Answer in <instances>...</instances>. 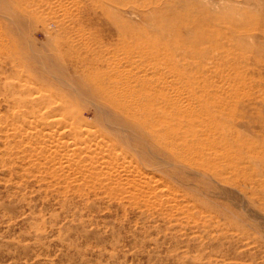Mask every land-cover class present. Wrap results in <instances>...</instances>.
<instances>
[{
	"label": "rangeland",
	"instance_id": "obj_1",
	"mask_svg": "<svg viewBox=\"0 0 264 264\" xmlns=\"http://www.w3.org/2000/svg\"><path fill=\"white\" fill-rule=\"evenodd\" d=\"M12 1L0 264H264V0Z\"/></svg>",
	"mask_w": 264,
	"mask_h": 264
},
{
	"label": "bare ground",
	"instance_id": "obj_2",
	"mask_svg": "<svg viewBox=\"0 0 264 264\" xmlns=\"http://www.w3.org/2000/svg\"><path fill=\"white\" fill-rule=\"evenodd\" d=\"M22 2V1H21ZM16 3L17 2H14V1H12V0H2V2H0V17H3V18H6V19H10V20H12V21H14V23H15V25L19 28V27H23L24 26V22H25V20H24V17L17 11V9H16ZM25 7V6H24ZM27 8V7H26ZM22 12V11H21ZM33 15V13L31 14V16ZM29 16V15H28ZM30 17V16H29ZM33 17V16H32ZM31 18V17H30ZM33 19V18H32ZM31 19V20H32ZM2 24V23H1ZM4 25V24H3ZM19 31V30H18ZM1 33H7V35H10V36H15L16 37V39L19 41L21 38L19 37V35H18V32H17V30H16V28L15 27H11V26H6V27H1L0 26V34ZM1 37H0V46H1V50H8V51H11V50H9V49H12V45H11V43L8 41V40H6V38L3 36V35H0ZM5 38V39H4ZM21 42H22V39H21ZM8 53V52H7ZM10 57V56H9ZM12 58V57H11ZM7 59V58H6ZM16 59V58H15ZM12 61V60H11ZM118 64V63H117ZM18 68V67H17ZM120 70V69H119ZM114 71V70H113ZM119 74H121V73H119ZM123 76H124V74H123ZM122 76V77H123ZM8 77V76H7ZM125 78H127V75H126V77ZM95 79V78H94ZM124 79V78H123ZM102 81V80H101ZM138 81V80H137ZM136 81V82H137ZM134 83V82H133ZM138 83V82H137ZM102 84V83H101ZM138 84H140V83H138ZM83 85V84H82ZM89 85H90V83H89ZM100 85V84H99ZM102 85H105V84H102ZM165 86V85H164ZM19 87V86H18ZM84 87V86H83ZM92 87V86H91ZM113 87V86H112ZM117 87H119V86H117ZM23 89V87H21L20 86V89ZM106 88V87H105ZM111 88V87H110ZM162 88V87H161ZM36 90H37V88H35ZM97 90H100L99 92H100V96L101 97H106V96H108V97H114V98H118L117 96L119 95V94H121L119 91H121L122 89H118V92L116 91V93L114 92H112L111 90H113L114 91V89L112 88V89H110L109 91H111V92H109L108 90H106V89H104L103 87H101V85H100V87H99V89L98 88H96ZM126 89V88H125ZM125 89H124V91H121V92H124V94H125ZM129 89V88H128ZM165 89V88H164ZM33 90V89H32ZM26 91V90H25ZM34 91V90H33ZM33 91H31L32 92V96H33V94H34V92ZM39 91H41V90H39ZM127 91H129V90H127ZM98 92V93H99ZM170 92V91H169ZM26 93V92H25ZM37 93H38V91H37ZM127 94L129 93V92H126ZM123 94V93H122ZM121 94V95H122ZM170 94V93H169ZM56 95V94H55ZM58 95V94H57ZM103 95V96H102ZM117 95V96H116ZM127 96V95H126ZM100 97V98H101ZM104 97H103V99H104ZM123 97V96H122ZM127 97H129V96H127ZM33 98V97H32ZM173 99V98H172ZM39 100V99H38ZM48 99L46 98V100H45V102H40V106H43V112L42 113H44V115H45V119L46 120H49V128H50V132L49 133H47V135L45 136V134H44V136L42 135V137H46L47 139H49V140H54V138H55V136H56V133H57V131L56 130H61V129H63L64 127H65V125H66V120L64 121L63 119H61L62 117L65 119V118H68L69 116H70V113L66 110V109H63V108H60V109H58V107L56 106V107H52V101H50V102H48L47 101ZM51 100V99H50ZM122 100V99H121ZM176 100H178V99H176ZM34 102H35V106L37 105L36 104V99H34L33 100ZM118 101H120V100H118ZM125 101V100H124ZM179 101V100H178ZM55 102V101H54ZM123 102V101H122ZM174 102V101H173ZM176 102V101H175ZM28 103V102H27ZM65 103V102H64ZM115 103V102H114ZM124 103V102H123ZM34 104V103H33ZM72 104V103H71ZM125 104V103H124ZM123 104V105H124ZM69 105V104H68ZM68 105H67V107H68ZM112 105V104H111ZM115 105V104H114ZM131 105V104H130ZM180 105V104H179ZM178 105V106H179ZM183 105V104H182ZM65 106H66V104H65ZM176 106V105H175ZM124 107H125V105H124ZM130 107V106H129ZM132 107V106H131ZM148 107V106H147ZM153 107V106H152ZM26 108V107H25ZM29 108V107H28ZM114 107L112 106V109H113ZM185 108V107H184ZM180 109V108H179ZM182 109H183V107H182ZM99 110V109H98ZM121 110V109H120ZM184 110V109H183ZM122 111H123V109H122ZM180 111V110H179ZM185 111V110H184ZM187 113V112H186ZM24 116V115H23ZM58 116H60L61 118H59ZM26 117V116H25ZM15 118H16V116H15ZM31 119V118H30ZM35 119V118H34ZM44 119V120H45ZM15 120V119H14ZM45 120V121H46ZM33 121V120H32ZM16 122H19V121H16ZM25 122V121H24ZM28 122V121H27ZM34 122V121H33ZM30 124V122H28L27 123V125H29ZM47 124V123H46ZM69 124V123H68ZM4 126V125H3ZM7 126H9V125H7ZM35 126V125H34ZM78 126V125H77ZM82 126V125H81ZM67 127V126H66ZM65 127V129H67ZM69 127V126H68ZM24 129V128H23ZM83 128H81V130H82ZM59 130V131H60ZM71 131V130H70ZM93 132H94V130H92ZM92 131H90V132H92ZM45 132V131H44ZM46 132H48V131H46ZM72 132V131H71ZM34 133V132H33ZM41 133V132H40ZM60 133V132H59ZM76 133V132H75ZM86 133V132H85ZM95 133V132H94ZM38 134H39V132H38ZM78 134V133H77ZM97 134V133H96ZM60 136H61V138L63 139L64 137H65V133L63 132V133H61V134H59ZM83 136V137H81V140L80 141H83V145L85 146V148L87 147H89V148H91V147H94V151H95V153H96V155L97 156H101L102 154H103V149H104V144L101 142V141H99L98 139H97V137L94 135V134H89V132L87 133V137L86 136H84V132H83V130H82V132L80 133V136ZM68 135H66V137H67ZM98 137H100V136H98ZM45 138V139H46ZM43 139V138H42ZM49 140H47V141H49ZM51 141H49V142H51ZM68 142V141H67ZM107 142V141H106ZM108 143V142H107ZM50 144H52V143H50ZM74 144V143H73ZM109 144V143H108ZM111 144V143H110ZM71 145V144H70ZM75 146L76 145H78L77 143L76 144H74ZM55 146V145H54ZM53 146V147H54ZM72 147H73V145H71ZM70 146V147H71ZM74 146V147H75ZM60 147V146H59ZM76 148V147H75ZM86 148V150H90L89 148L87 149ZM107 147L105 146V149H106ZM77 149V148H76ZM79 149V148H78ZM80 149H81V151H82V149H84L83 147L81 148L80 147ZM109 149V148H108ZM79 151V150H78ZM87 151V152H88ZM84 152H86V151H84ZM89 154H90V157H91V153H90V151H89ZM80 155V154H79ZM78 155V156H79ZM104 155V154H103ZM106 156V155H105ZM110 156V155H109ZM68 157V156H67ZM70 157V156H69ZM112 157V156H111ZM73 158V157H72ZM108 158V157H107ZM115 158V157H114ZM86 159V158H85ZM91 159V158H90ZM95 158H93V160H94ZM109 159V158H108ZM88 160V159H87ZM102 160H103V158H102ZM106 160V159H105ZM104 160V161H105ZM112 160V159H111ZM77 160H75V162H76ZM86 161V160H85ZM89 161V160H88ZM68 162V161H67ZM66 162V163H67ZM74 162V163H75ZM114 162H115V160H114ZM111 163V162H110ZM116 163V162H115ZM115 163H114V165H115ZM85 164H87V163H85ZM88 164L90 165V163L88 162ZM95 164V163H94ZM101 163H99V165H100ZM111 164H113V163H111ZM66 165V164H65ZM98 165V164H97ZM99 165H98V167H99ZM102 165H100V167L99 168H102L101 167ZM105 166V165H104ZM68 167H71V171H72V168H73V166H68ZM87 167V169H89L88 168V166H86ZM90 167V166H89ZM92 167H95V166H92ZM112 167V166H111ZM123 167H124V165H123ZM80 168H83L82 166L80 167ZM109 168V167H108ZM124 169V168H123ZM123 169H122V171H123ZM89 170H91V169H89ZM98 170V169H97ZM102 170H103V168H102ZM110 170H113V169H109V171ZM95 171V170H94ZM93 171V172H94ZM105 171V170H104ZM115 171H117V170H115ZM76 172H77V170H76ZM80 172V171H79ZM91 172V171H90ZM89 173V172H88ZM105 173V172H104ZM104 173H102V174H104ZM108 173V172H107ZM116 173V172H115ZM85 174V173H84ZM106 174V173H105ZM113 175H114V173H112ZM117 174V173H116ZM120 173H118V175H119ZM127 174V173H126ZM92 175V174H91ZM109 175V173L107 174V176ZM93 176V175H92ZM95 176H97V175H95ZM103 177V176H102ZM100 178V177H99ZM105 178V176L102 178V179H104ZM109 178V177H108ZM128 178V177H127ZM109 180V179H108ZM103 181V180H102ZM131 181V180H130ZM99 182V181H98ZM107 182V181H106ZM126 182V181H125ZM136 183V182H135ZM135 187V186H134ZM133 187V188H134ZM135 189V188H134ZM129 193V192H128ZM132 193V192H131ZM131 196V195H130ZM166 196V195H165ZM167 201V200H166Z\"/></svg>",
	"mask_w": 264,
	"mask_h": 264
}]
</instances>
